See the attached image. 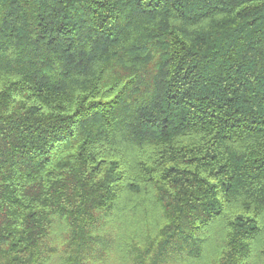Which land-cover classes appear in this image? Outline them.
<instances>
[{"label": "trees", "instance_id": "1", "mask_svg": "<svg viewBox=\"0 0 264 264\" xmlns=\"http://www.w3.org/2000/svg\"><path fill=\"white\" fill-rule=\"evenodd\" d=\"M0 264H264V0H0Z\"/></svg>", "mask_w": 264, "mask_h": 264}]
</instances>
